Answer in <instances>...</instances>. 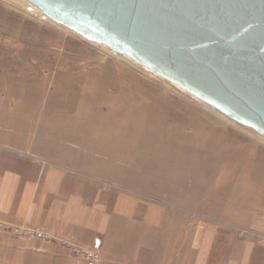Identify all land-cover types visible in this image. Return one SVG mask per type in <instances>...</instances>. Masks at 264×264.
Wrapping results in <instances>:
<instances>
[{"label": "rangeland", "instance_id": "374dc122", "mask_svg": "<svg viewBox=\"0 0 264 264\" xmlns=\"http://www.w3.org/2000/svg\"><path fill=\"white\" fill-rule=\"evenodd\" d=\"M29 6L0 0L4 125L17 118L16 130L34 134L50 124L102 184L179 208L189 231L192 223L248 217L264 203L261 187L251 184L264 182L263 137ZM74 130L83 135L78 144L66 138ZM93 131L114 132L117 145L96 141Z\"/></svg>", "mask_w": 264, "mask_h": 264}, {"label": "crops", "instance_id": "0c3cea01", "mask_svg": "<svg viewBox=\"0 0 264 264\" xmlns=\"http://www.w3.org/2000/svg\"><path fill=\"white\" fill-rule=\"evenodd\" d=\"M19 121H0L1 217L92 248L100 264H264V203L257 202L248 217L192 223L189 231L186 212L148 203L128 187L102 184L93 165L51 134L50 124L32 134L16 130ZM113 133L89 136L117 145ZM70 135L77 144L83 138L78 130ZM252 181L264 193V182ZM0 264L84 263L57 243L0 232Z\"/></svg>", "mask_w": 264, "mask_h": 264}, {"label": "water", "instance_id": "95a60500", "mask_svg": "<svg viewBox=\"0 0 264 264\" xmlns=\"http://www.w3.org/2000/svg\"><path fill=\"white\" fill-rule=\"evenodd\" d=\"M22 1L264 138V0Z\"/></svg>", "mask_w": 264, "mask_h": 264}, {"label": "built area", "instance_id": "2783aa9c", "mask_svg": "<svg viewBox=\"0 0 264 264\" xmlns=\"http://www.w3.org/2000/svg\"><path fill=\"white\" fill-rule=\"evenodd\" d=\"M0 232L17 238L37 239L42 242L57 243L68 250L71 256L82 259L84 264H100L101 257L94 249L54 235L39 226L15 223L0 216Z\"/></svg>", "mask_w": 264, "mask_h": 264}, {"label": "bare ground", "instance_id": "6f19581e", "mask_svg": "<svg viewBox=\"0 0 264 264\" xmlns=\"http://www.w3.org/2000/svg\"><path fill=\"white\" fill-rule=\"evenodd\" d=\"M34 11L32 12L34 15H40L41 16V13H40V11L38 10V9H36V8H34L33 9ZM30 13V12H29Z\"/></svg>", "mask_w": 264, "mask_h": 264}]
</instances>
